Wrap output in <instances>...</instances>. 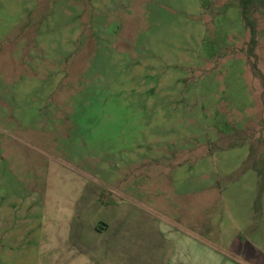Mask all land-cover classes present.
Listing matches in <instances>:
<instances>
[{
  "label": "rangeland",
  "instance_id": "rangeland-1",
  "mask_svg": "<svg viewBox=\"0 0 264 264\" xmlns=\"http://www.w3.org/2000/svg\"><path fill=\"white\" fill-rule=\"evenodd\" d=\"M248 17L255 44L240 0H0V264H164L159 222L264 264Z\"/></svg>",
  "mask_w": 264,
  "mask_h": 264
},
{
  "label": "crops",
  "instance_id": "crops-1",
  "mask_svg": "<svg viewBox=\"0 0 264 264\" xmlns=\"http://www.w3.org/2000/svg\"><path fill=\"white\" fill-rule=\"evenodd\" d=\"M153 226L154 228L153 229H156L155 228V225L153 223ZM158 230L160 232V234L169 242V246H170V249H169V257H165V259L163 260L164 261V264H193L194 262V240H193V237L191 234L189 233H186L184 231H182L181 229H178L174 226H171V225H168L167 228L164 227V225L158 224ZM123 228L121 229H118L117 228V231H116V236H117V233L119 230H122ZM107 230H110V232L112 233V230H111V226H106V231ZM126 234H127V229L125 230ZM111 244H107L105 246L102 245V248H105L107 249V251H112L113 249L117 248V247H120V246H114V245H111ZM255 247V246H254ZM78 247L77 246H70L69 249L70 251H76ZM100 247H95V249H92V248H87V249H79L77 251H79L80 253H90V251H93V252H99V249ZM122 248V246H121ZM257 248V247H255ZM97 249V250H96ZM157 250L160 251V253L162 252V249L161 247L156 248ZM164 252H166L165 249H163ZM262 253V252H261ZM207 254V255H206ZM206 254L202 251L200 252V255L196 256V261L197 262H202V264H205V262L209 261L210 257H209V250L206 252ZM264 254V253H262ZM108 256H106L105 258H107ZM95 258V257H93ZM98 258V257H97ZM218 257H216V255H212V259L213 260H217ZM103 261V260H102ZM104 264L105 261H103ZM101 262L99 261L97 264H100Z\"/></svg>",
  "mask_w": 264,
  "mask_h": 264
},
{
  "label": "trees",
  "instance_id": "trees-1",
  "mask_svg": "<svg viewBox=\"0 0 264 264\" xmlns=\"http://www.w3.org/2000/svg\"><path fill=\"white\" fill-rule=\"evenodd\" d=\"M256 0H240V5L243 11V16L244 19L247 21V23L249 24V26L252 29L253 32V38H252V42L255 44L256 43V24L254 21H252L249 17L248 14L251 11V9L253 8V6L255 5Z\"/></svg>",
  "mask_w": 264,
  "mask_h": 264
}]
</instances>
